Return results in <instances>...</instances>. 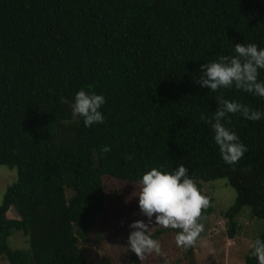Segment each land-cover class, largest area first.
Returning <instances> with one entry per match:
<instances>
[{
	"label": "trees",
	"instance_id": "obj_1",
	"mask_svg": "<svg viewBox=\"0 0 264 264\" xmlns=\"http://www.w3.org/2000/svg\"><path fill=\"white\" fill-rule=\"evenodd\" d=\"M236 43L264 47V0H0V165L17 173L0 204V259L91 264L84 244L104 209L102 176L139 183L153 167L187 166L209 199L204 226L214 206L202 182L224 178L235 190L222 213L230 239L243 207L264 218V118L228 114L247 146L235 164L209 123L219 99L264 112V97L198 82L200 66ZM81 88L105 96L103 123L85 127L73 113ZM16 231L27 247H10ZM178 231L153 233L160 252L144 254L149 264H196L194 243L180 255ZM250 252L245 264H258ZM143 263L134 252L123 264Z\"/></svg>",
	"mask_w": 264,
	"mask_h": 264
},
{
	"label": "clouds",
	"instance_id": "obj_2",
	"mask_svg": "<svg viewBox=\"0 0 264 264\" xmlns=\"http://www.w3.org/2000/svg\"><path fill=\"white\" fill-rule=\"evenodd\" d=\"M199 84L210 91L235 86L245 92L264 97V80L259 79V70L264 69V47L256 43H236L234 55H221L201 66ZM105 96L84 88L73 99L72 111L83 118L85 127L103 123L101 111ZM214 121H209L213 139L226 164H235L247 151L236 132L225 126L230 113H239L249 120L264 118V112L252 110L235 100L219 99ZM138 206L148 221L134 220L129 225V247L143 258L145 253L160 252L159 242L153 238L152 226L179 229L177 246H191L204 230L200 222L202 209L209 206L204 195L188 175V168L181 163L172 170L153 167L139 178ZM250 255L258 264H264V238L257 237L251 245Z\"/></svg>",
	"mask_w": 264,
	"mask_h": 264
},
{
	"label": "rangeland",
	"instance_id": "obj_3",
	"mask_svg": "<svg viewBox=\"0 0 264 264\" xmlns=\"http://www.w3.org/2000/svg\"><path fill=\"white\" fill-rule=\"evenodd\" d=\"M17 179L16 169L0 165V204L8 186ZM105 205L90 230L89 241L84 244L86 255L91 264H123L128 261L134 251L129 247V225L134 220L148 221L138 206L139 183L128 182L102 176ZM203 191L213 198L214 212L206 219L202 236L193 245L196 264H245V254L251 248L256 237L264 231V218L255 217L249 206L242 208L236 216L238 231L234 238H229L226 231V220L223 212L230 207L235 199V190L224 178L202 182ZM72 189L67 188L66 196ZM9 217L18 218L11 208ZM152 233L161 225L153 223ZM10 247H27V238L20 232H14L9 238ZM187 246H180V255H184ZM166 251V249H165ZM148 257V256H147ZM146 257V258H147ZM143 264H149L143 256ZM0 264H8L0 259ZM159 264H183L181 261L162 262Z\"/></svg>",
	"mask_w": 264,
	"mask_h": 264
}]
</instances>
